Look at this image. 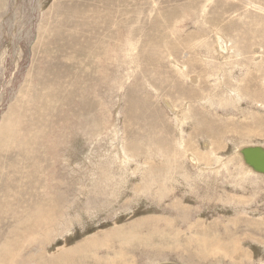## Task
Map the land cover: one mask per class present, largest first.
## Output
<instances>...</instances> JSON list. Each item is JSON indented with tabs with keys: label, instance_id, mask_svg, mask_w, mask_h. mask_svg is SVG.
<instances>
[{
	"label": "rangeland",
	"instance_id": "374dc122",
	"mask_svg": "<svg viewBox=\"0 0 264 264\" xmlns=\"http://www.w3.org/2000/svg\"><path fill=\"white\" fill-rule=\"evenodd\" d=\"M244 145L264 0H0V264H264Z\"/></svg>",
	"mask_w": 264,
	"mask_h": 264
},
{
	"label": "water",
	"instance_id": "95a60500",
	"mask_svg": "<svg viewBox=\"0 0 264 264\" xmlns=\"http://www.w3.org/2000/svg\"><path fill=\"white\" fill-rule=\"evenodd\" d=\"M244 163L254 172L264 175V148L258 145L246 146L240 150ZM175 264V263H161Z\"/></svg>",
	"mask_w": 264,
	"mask_h": 264
},
{
	"label": "bare ground",
	"instance_id": "6f19581e",
	"mask_svg": "<svg viewBox=\"0 0 264 264\" xmlns=\"http://www.w3.org/2000/svg\"><path fill=\"white\" fill-rule=\"evenodd\" d=\"M216 36H217V33H216ZM220 38H221V37H220ZM225 39H226V38H225ZM225 39H222V40L220 39V41H222V42L224 43V46H223V43L219 41V43H218L219 47H217V49H218V50L220 49L222 52L228 50L227 47H226V42H227V41H226ZM224 40H225V41H224ZM221 43H222V44H221ZM215 46H216V45H215ZM221 55H222V54H221ZM236 68H237V67H236ZM245 92H246V91H245ZM246 93H247V92H246ZM249 93H250V92H249ZM236 95H237V94H236ZM166 103H167V102H166ZM167 106H168L169 109L172 110V112L175 111V110L172 108V106L170 105V103H168ZM173 113H174V112H173ZM218 127H219V126H218ZM4 144H5V143H4ZM4 146H5V145H4ZM246 146H253V145H244V146H241L240 148H238V150H237L238 153L235 151L237 155L239 154L238 157H239V159H240V163L242 164V166H243L245 169L249 170L252 174H255V175H258V176H262V177H264V175H261V174H258V173H256V172H254L250 167H248V166L244 163V161H243V159H242V156L240 155V150H241L242 148L246 147ZM258 146H261L262 148H264V146H262V145H258ZM123 149H124V148H123ZM187 155H188V156H187L188 159H190L192 162L196 161V159H195V157H194L193 155H191V154H187ZM183 161H184V160H183ZM188 163H189V162H188ZM217 166H218V165H217ZM244 168H243V169H244ZM205 171H206V170H205ZM208 172H209V171H208ZM156 179H157V178H156ZM149 187H150V186H149ZM230 198H231V197H230ZM230 200H231V199H230ZM237 214H238V213H237ZM231 231H232V230H231ZM132 238H134L133 235L131 236V239H132ZM120 239H121V238H120ZM127 240H128V239H127ZM129 240H130V239H129ZM125 242H126V241H125ZM129 243H131V242H129ZM120 245H122V243H121ZM89 249H90V248H89ZM86 250H88V249H86ZM86 252H87V251H86ZM6 260H7V262H5L4 264H12L11 261H10V260L8 261L7 258L5 259V261H6ZM56 260H57V259H56ZM60 260H61V259H60ZM80 260H81V259H80ZM52 261H53V260H52ZM54 261H55V260H54ZM57 261H58V260H57ZM57 261H56V262H57ZM63 262H64V261H63ZM165 263H166V262H165ZM172 263H174V262H172ZM60 264H61V263H60ZM159 264H160V263H159ZM175 264H176V263H175Z\"/></svg>",
	"mask_w": 264,
	"mask_h": 264
},
{
	"label": "crops",
	"instance_id": "0c3cea01",
	"mask_svg": "<svg viewBox=\"0 0 264 264\" xmlns=\"http://www.w3.org/2000/svg\"><path fill=\"white\" fill-rule=\"evenodd\" d=\"M246 95L252 97V96H253V93L250 92V93H248V94H246ZM251 99H252V98H251ZM216 223H218V224L220 225V223H222V221L214 219V220L212 221V227H213V228L215 227ZM218 224H217V225H218ZM222 224H224V223H222ZM226 226H227L228 229H232L233 224H232L231 221H228V224H226ZM207 227H208V226L206 225V227L204 226L203 228H207ZM212 227H211V229H206V231H208V232L212 231V230H213ZM219 229H220V228H219ZM234 229H236V228H234ZM230 233H231V232H230ZM230 233H228V234H230ZM220 234H221V233H220ZM168 263H172V262H168ZM174 263H176V262H174ZM160 264H161V263H160ZM177 264H178V263H177Z\"/></svg>",
	"mask_w": 264,
	"mask_h": 264
}]
</instances>
